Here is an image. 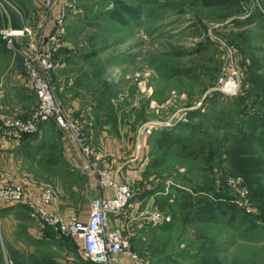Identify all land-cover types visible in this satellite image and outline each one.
Segmentation results:
<instances>
[{"label":"rangeland","instance_id":"374dc122","mask_svg":"<svg viewBox=\"0 0 264 264\" xmlns=\"http://www.w3.org/2000/svg\"><path fill=\"white\" fill-rule=\"evenodd\" d=\"M9 1L24 15L29 30L15 36V42L23 50L40 48L46 22L42 0ZM238 2L245 12L227 16L231 10L222 0H53V10L57 4H67L62 40L83 56L85 65L77 69L83 72L87 67L85 73L96 82L77 84L81 97L96 99L100 90L104 92L96 108L107 126L82 128L79 124L82 132L111 173L117 168L113 162L123 165L120 171L126 167L139 172L138 178L125 182L134 190L135 212L113 215L111 221H122L119 227L131 233L132 251L145 264H264V163L258 184L248 181L253 159L264 160V152L259 147L239 149L245 144L236 141L248 133L246 126L254 120L255 134L264 140V0ZM117 6L120 13L113 17ZM128 8L138 11L142 21L121 23V18H130L133 10ZM244 13L254 16L250 21L254 24L233 27L231 19L244 20ZM7 22L0 6V30ZM62 50L56 58L65 56ZM232 66L238 71L240 89L235 96H225L217 84ZM175 69L188 71L175 74ZM15 85L21 95L16 94ZM0 94L19 106V111L10 107L0 118V135L8 141L4 121L28 120L37 97L21 54L8 50L1 36ZM115 118H119L116 124ZM184 123L199 131L176 129ZM41 126L36 145L23 155V170H1L0 177L17 180L29 198L37 197L43 187H54L65 201L80 197V204L77 201L73 208L76 217L84 220L92 201L87 177L78 173L59 179L65 171L64 133L53 120ZM148 126L151 132L145 134ZM163 129L180 132L192 142L190 146H202L203 154L198 158L181 155L174 145L159 149L156 143ZM233 148L248 153L241 163ZM78 182H83L80 189ZM73 185L76 191L68 190ZM172 185L183 192H175ZM145 207L169 215L170 221L147 223L138 214ZM30 213L28 204L0 199V264H59L56 261L63 260L62 249L53 259L55 254L38 247L33 233L51 231V226Z\"/></svg>","mask_w":264,"mask_h":264},{"label":"built area","instance_id":"2783aa9c","mask_svg":"<svg viewBox=\"0 0 264 264\" xmlns=\"http://www.w3.org/2000/svg\"><path fill=\"white\" fill-rule=\"evenodd\" d=\"M42 6L46 18L42 31L46 24H51L46 36V46L40 45V48L33 46L30 50H23L21 44L15 42L14 37L29 32L27 27L24 32L10 31L7 26L0 30V36L6 48L21 54L29 84L37 97L36 109L28 120H5L3 130L11 141L18 142L23 134L37 133L44 122L53 120L63 131L65 139L73 143L81 153L82 167L95 176L97 186L101 190L112 188L115 196L111 198L96 196L91 201L87 220L82 221L73 214L69 223L63 222L51 210V207L58 202V196L51 187H43L38 191L37 198L31 199L25 193L23 185L17 183V180L12 178L11 180L9 176V178L0 177V199L8 204H28L32 218L41 216L47 225L81 241L83 255L90 264H121L118 259L119 254L129 255L134 264H145L144 258L132 251L131 233H125L123 228L119 227L122 221L115 222L117 219L111 221L113 215L135 212L131 202L134 196L132 186L130 183L117 184L115 182L108 167L102 165V154L93 148L77 120L57 98L54 74L65 67V62L56 58V52L62 42L68 19L67 4H57L53 10V0H42ZM246 14L244 13L243 18L249 17ZM237 72L232 66L231 71H225L219 78L217 89L220 93L225 96L238 94L240 84ZM150 132V126L144 128L145 134ZM138 214L150 224L170 221L171 218L169 215L164 216L155 208L148 209L147 207Z\"/></svg>","mask_w":264,"mask_h":264},{"label":"crops","instance_id":"0c3cea01","mask_svg":"<svg viewBox=\"0 0 264 264\" xmlns=\"http://www.w3.org/2000/svg\"><path fill=\"white\" fill-rule=\"evenodd\" d=\"M50 26L51 24L45 25V29L43 31L44 34L42 35V39L44 38L43 44H42L43 46H46L45 41H46V36L48 35L50 31ZM61 48L67 51L62 50L66 52V54L63 57H59V59L65 62V67L55 72L54 74V79L57 85V91H56L57 98L63 103L66 110L74 118L78 120L82 128H83V125L84 127H88V128H91L92 126L96 128L98 127L99 124L101 126H107L106 125L107 122L104 120V116H102L101 113H99L96 108V106L100 107L99 101L100 102L101 100L103 101L104 92L100 90V94L98 95V97L96 99H93V95L89 91L92 97L87 95L91 97V99L86 100L81 97L83 95L77 89L80 86L78 85L77 87V84H80L82 81L84 83L92 82L96 84L95 81H92V80L90 81V76H93V75H91L90 73H85V71H89L87 67L83 72H82L83 69L82 70L77 69L78 65H85L83 62V56H81V54L79 56L78 54L74 53L73 45L68 42H65V40L64 41L62 40L60 47L58 48L56 52V55L60 52ZM15 87L18 88L16 91V94L21 95L22 92L19 91V86L15 85ZM7 91L10 93L11 90L7 89ZM84 93H87V92L84 91ZM101 95H102V98H101ZM10 107H14V110L19 111V106L16 105L15 102L9 103V100L5 101L4 95L0 94V118L5 113H7V110L8 111L11 110ZM113 121H115V124H116L117 122H119V118H115L113 119ZM86 132L89 133L88 131ZM39 138L40 136H38V139ZM38 139L37 140L35 139L34 141L27 142V143H26L27 140H24V141L22 140L20 142L19 141L14 142L11 140L7 141L5 140V138H3L0 135V171L4 170L6 172H9L14 168L15 170L17 169L23 170L22 169L23 164L21 165L23 155L27 154L30 148L36 145ZM61 139H62L61 157L63 161L62 166L65 168V171L63 172V178H59V179L62 180L64 179V177L71 176V174H74V175H77L78 173L83 174L84 177H87V180H88L86 182L87 186L89 185V187L92 189V199L95 198L96 196H102L106 198L114 197L115 191L112 188H104L101 190L97 186L95 176L82 167L83 157L81 153L78 151V149L74 146V144L67 141L64 135L63 137H61ZM134 159L136 160L135 161L136 163L137 160H139V157L137 156ZM113 163L115 164V166H117V168H116V171L111 174L117 184L125 183L129 179L133 180L132 178H138L139 172L136 169H128L125 167V171L124 170L120 171L123 165L119 164L118 162H113ZM129 166L130 167L134 166V164H130ZM142 167L143 166H141L140 168L138 167L137 168L139 171H142ZM116 172L117 173L119 172V173L117 174ZM121 172L122 174L126 173L128 176L121 175ZM63 181L65 182L66 180H63ZM75 185H77L78 188L80 189L81 186L83 185V182H78V184H75ZM75 185H73V187L68 190L76 191ZM53 189L56 190L54 187ZM56 193H58L57 194L58 202L51 207V210L63 222L69 223L71 217L73 216V214H75L73 205L77 206V201L78 203L80 202L79 200L80 197L77 198L75 196L76 198L73 197L71 201L70 200L65 201V196L63 194L61 193L59 194L58 191ZM30 197L33 199L32 194ZM36 198L37 197H35V199ZM90 202L88 203V206L86 209L85 219L82 221H85L88 218V215L90 213V205H89ZM50 230L51 231L41 230V231H37L33 233L34 238L37 240V242H39V245H38L39 248H42L43 250H45L46 248L47 250H49L50 254H55V255H52V257L56 256L57 252H60L62 249L63 256L61 257L63 258V260L59 259V262L56 261L59 264H90L89 260L83 255V245L81 241L74 239L72 236L68 237L69 234H64L61 231L55 230L53 227H50ZM50 256H48V258H50ZM53 259L55 258L53 257ZM118 259L120 260L121 264H134L133 260L127 254H119Z\"/></svg>","mask_w":264,"mask_h":264},{"label":"trees","instance_id":"16d2710c","mask_svg":"<svg viewBox=\"0 0 264 264\" xmlns=\"http://www.w3.org/2000/svg\"><path fill=\"white\" fill-rule=\"evenodd\" d=\"M222 1H224V2L227 1V6H228L227 8H228V10H231V13L227 14V16L237 14L239 12L244 11L243 7H241L239 2H238L239 0H222ZM116 9H117V12H115V9H113V11H112L113 17L118 16L120 13V9L118 8V6L116 7ZM133 9L134 8H128L127 10L129 11V10H133ZM122 13L124 14V10L122 11ZM129 14H130V18H128V19L121 18V23H123L125 25H129L132 23L140 22L139 21L140 14L138 11H135V10L129 11ZM253 17L254 16L252 15V16H249L248 18H245L244 20H236L235 18H232L231 19L232 25L234 27H237V28H242L245 25H248L250 23V21H252L254 19ZM247 41H248V39H247ZM263 43H264V39H263ZM183 52L184 51L176 52L177 53L176 55H181ZM86 56H89V55H86ZM185 71H188V70H184V71H180L179 69L174 70L175 74L180 73V72H185ZM195 112L199 113V111H195ZM193 113L194 112L190 113V116H192V118L195 117L193 115ZM255 123L256 122L254 120L253 124L251 123V125H249V126L247 125L246 127H250V130H248V133L246 135L242 134L241 138L239 137L240 139L236 140V141H239V144H241V143L245 144V146L240 147L239 149L247 148V146L251 147L252 149H254V147H259L261 149V151L264 152V140L261 137L256 136L255 130L253 129V127L255 126ZM43 128H42V126H40L39 131L42 132ZM182 128H189L190 129L189 131L191 134L195 133V131H199V130H197L198 128L195 125L191 126L188 123H184V124H181L180 126L176 127L177 130L182 129ZM172 131H174V130L168 131V129H163L160 131V137L158 139V142L156 143V146L159 149L168 150V149L172 148V146L174 145V146H176V148H178V153H181V155L192 156L193 158H198L201 154H203V153H201V150L203 149L202 146L201 147L194 146V145L190 146V143L192 144L191 141H189L188 139H186L185 137L180 135L181 134L180 132L173 134L174 132L172 133ZM40 132H37L34 134H23L21 136L19 142L22 140L23 141L27 140L26 143L34 141L36 138H38V136L40 135ZM239 149L233 148V150H235V152H234L235 158L237 159L238 162H240V161L242 162V160H245V158H243V157H247V155H245V154H248V153L244 152L243 150H239ZM148 155H149V153H148ZM253 160L255 163L252 166H250V169H249L250 170L249 172L251 173L250 176L253 178V179L252 178L248 179V181L250 182V185H252L254 183L258 184V182H259L258 174L261 172V167L263 166V163H264V160L259 158V157L254 158ZM171 189L174 190L175 192H177V191H179L181 193L183 192V189L178 188L177 186H174V185L171 186ZM168 197L170 198L171 195H169ZM163 203H166V202L163 201ZM163 203H161V205H163ZM203 217L204 216H197V218H199V219L203 218Z\"/></svg>","mask_w":264,"mask_h":264},{"label":"water","instance_id":"95a60500","mask_svg":"<svg viewBox=\"0 0 264 264\" xmlns=\"http://www.w3.org/2000/svg\"><path fill=\"white\" fill-rule=\"evenodd\" d=\"M0 6L6 14L8 29L14 32H24L26 28L25 21L19 9L9 0H0Z\"/></svg>","mask_w":264,"mask_h":264},{"label":"bare ground","instance_id":"6f19581e","mask_svg":"<svg viewBox=\"0 0 264 264\" xmlns=\"http://www.w3.org/2000/svg\"><path fill=\"white\" fill-rule=\"evenodd\" d=\"M251 22H253V20Z\"/></svg>","mask_w":264,"mask_h":264}]
</instances>
